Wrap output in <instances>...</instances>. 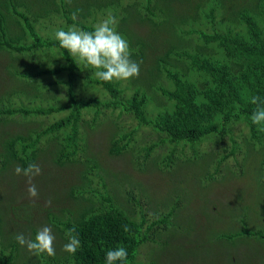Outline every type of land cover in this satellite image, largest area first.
I'll return each instance as SVG.
<instances>
[{
    "label": "trees",
    "instance_id": "trees-1",
    "mask_svg": "<svg viewBox=\"0 0 264 264\" xmlns=\"http://www.w3.org/2000/svg\"><path fill=\"white\" fill-rule=\"evenodd\" d=\"M110 13L129 42L131 59L140 63L136 78L99 81L54 39L56 30L73 24L92 31ZM0 64V173L30 163L42 172L74 169L65 195L76 205L54 204L45 211L64 244L75 227L81 246L74 255L62 250L49 256L46 264H105L106 252L117 246L127 249V264H145L135 259L137 248L158 239L182 204L176 192L165 209L148 214L140 206L120 205L119 194L136 199L135 184L126 185L124 173L109 192V171L89 142L103 120L111 125L106 152H127L137 169L152 163L168 171L194 161L206 139L224 151L209 157L218 166L227 154L233 163L226 165L245 173L250 160L261 214L249 226L242 218L241 225L217 235L242 234L264 244V132L250 118L257 107L250 98L264 101V0H0ZM28 119L33 123L23 122ZM10 120L22 126L11 128ZM9 182L18 183L13 177ZM11 256L0 248V264Z\"/></svg>",
    "mask_w": 264,
    "mask_h": 264
},
{
    "label": "rangeland",
    "instance_id": "rangeland-1",
    "mask_svg": "<svg viewBox=\"0 0 264 264\" xmlns=\"http://www.w3.org/2000/svg\"><path fill=\"white\" fill-rule=\"evenodd\" d=\"M166 35V34H162ZM161 35L155 39L161 40ZM1 65V64H0ZM4 78L0 79V85ZM119 119H125L120 116ZM32 124L30 120L23 121ZM30 122V123H29ZM125 123L133 122L126 118ZM11 128H19L22 125L14 120L8 121ZM111 125L106 120L100 121L95 129L90 131L91 152L99 161V165L109 171L110 189L115 190L119 182H123L122 174H126L124 183H134L136 199L125 200L121 194L118 202L121 206L136 210L138 206L148 214L153 208L165 209L164 204L176 200L173 196L181 192L182 204L173 217L172 224L157 233L158 239L153 242H144L137 248L136 260L145 264H264V244L254 237L238 234L232 239L219 238V230L236 228L241 225L242 218H247L248 226L254 219V214H261L259 202L260 191L255 181V172L252 162L249 160L247 170L239 171L235 166L233 170L227 164L233 163L230 155L225 156L216 164V160L209 161V157L217 158L223 155L222 149L213 146L209 139L199 143L198 155L194 161H184L171 167V170L159 167L158 164L148 163L142 169L135 168L129 159L127 152L108 154L106 152V139ZM143 134V129L136 131L138 136ZM90 150V148H88ZM137 149V148H136ZM190 152L189 146H185ZM252 154L251 159H253ZM216 161V162H215ZM215 168V169H214ZM40 174L43 181L34 177L32 183L36 185L38 197L35 206L28 198L26 177L15 174V169L8 173H0V218L1 241L0 248L3 254L12 252L6 264H46L47 254L35 256L26 247L20 246L15 236L23 233L25 237L33 239V225L38 231L47 225L52 228L55 235L54 247L56 254L62 251L64 240L58 230L46 218V208L54 204L60 206L72 204L65 195L66 177L70 176L74 169L65 167L62 174L55 173L51 168H43ZM101 172V170L99 171ZM208 173L212 175L209 176ZM16 178L17 184L13 186L9 179ZM196 176H201L198 180ZM11 177V178H10ZM118 178V181L114 179ZM41 183H37V182ZM38 184V185H37ZM13 186V187H12ZM139 186L143 190L139 188ZM4 189V193H3ZM51 201L46 206L47 201ZM135 203V204H134ZM233 231V230H232ZM32 232V233H31ZM14 247V248H13ZM13 248V249H12ZM12 249V250H9Z\"/></svg>",
    "mask_w": 264,
    "mask_h": 264
},
{
    "label": "clouds",
    "instance_id": "clouds-1",
    "mask_svg": "<svg viewBox=\"0 0 264 264\" xmlns=\"http://www.w3.org/2000/svg\"><path fill=\"white\" fill-rule=\"evenodd\" d=\"M78 11L71 13L73 21L77 19ZM118 23L117 17L110 13L95 24L92 31H85L73 24L66 30L63 28L56 30L54 39L59 42L62 49L68 51L79 66L83 64L84 68L93 69L97 80L103 82L129 80L139 76L140 63L131 59L129 42L117 31ZM250 103L257 106L251 114V121L258 126L259 132H264V101L258 95H254L250 98ZM41 173V167L35 163H30L26 168L19 165L15 168V174H22L27 178L28 198L33 206L38 197V190L32 181ZM50 204V200L46 202V206ZM66 236L67 242L62 250L74 255L81 246L75 227L68 229ZM15 239L20 246L26 247L35 256L56 254L54 247L56 237L50 226L45 225L38 229L34 239L25 237L23 233L16 234ZM127 257V249L117 246L106 252L105 264H116L117 261L127 264Z\"/></svg>",
    "mask_w": 264,
    "mask_h": 264
}]
</instances>
